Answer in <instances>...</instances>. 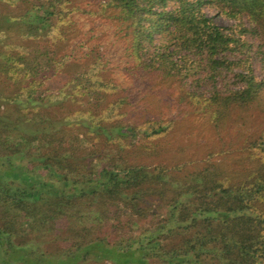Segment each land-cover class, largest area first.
<instances>
[{"label":"trees","instance_id":"trees-1","mask_svg":"<svg viewBox=\"0 0 264 264\" xmlns=\"http://www.w3.org/2000/svg\"><path fill=\"white\" fill-rule=\"evenodd\" d=\"M84 1L0 0V78L18 87L0 114V264H264V125L221 151L234 169L214 152L130 163L176 121L133 117L139 90L116 77L172 81L215 128L264 115V0ZM80 14L112 21L110 38L76 41Z\"/></svg>","mask_w":264,"mask_h":264},{"label":"rangeland","instance_id":"rangeland-1","mask_svg":"<svg viewBox=\"0 0 264 264\" xmlns=\"http://www.w3.org/2000/svg\"><path fill=\"white\" fill-rule=\"evenodd\" d=\"M87 2L81 0L83 7H86ZM91 3H94L93 1ZM92 9L93 6H87ZM217 21L222 25H232L235 21L227 19L221 15L216 16ZM78 26L77 32L79 37L83 39L91 38L93 42L102 39L110 38V29L113 27L112 21L106 17L97 15H79L77 17ZM107 21V22H106ZM115 29V28H114ZM14 36L19 34V31L14 33ZM113 34V32H112ZM93 37V38H92ZM15 42H21L22 38H15ZM120 53H116L114 60L118 58ZM117 57V58H116ZM112 59V57H111ZM82 62L73 63L68 67L64 74L60 77H54L47 81L42 88L44 95L52 94L54 97L59 95L61 89L69 74L81 69ZM258 65L257 75L262 77L264 75V65ZM120 68V69H119ZM116 77L123 83V87L139 90L141 109L140 112L132 114L136 119L144 120L148 115H153L157 118L169 119L175 117L174 126L166 133L162 134L151 141V144L139 142L137 146L130 147L125 152V158L130 163L145 162L149 164L165 163L172 165L176 162H189L191 160L201 161L208 159L209 154L214 152L213 159L222 162V165L227 169H234L237 159L233 155L222 152L228 145L240 146L242 139L249 134H257L264 125V115L261 112L252 110L243 114L244 119L233 118V120H225L219 128H215L210 122L209 118L193 112V107L182 103L180 100V91L173 82L153 79L155 77H141L136 73H128V70L120 63ZM263 71V72H261ZM18 87H14L9 81H4L0 78V114L8 111L7 105L9 99L16 94ZM53 97V98H54ZM68 105L73 109L80 107V97H67ZM86 100V99H85ZM56 105V104H54ZM54 109H58L55 107ZM66 111V109H65ZM59 114V113H58ZM246 119V122H245ZM83 134V133H82ZM81 137H86L85 134ZM86 144H93L97 149V141L93 140L92 135L86 137ZM96 143V144H95ZM152 148L149 150L148 146ZM90 146V145H88ZM110 264V263H107Z\"/></svg>","mask_w":264,"mask_h":264}]
</instances>
